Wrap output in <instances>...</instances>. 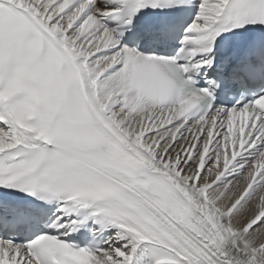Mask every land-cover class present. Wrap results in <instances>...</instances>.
I'll return each mask as SVG.
<instances>
[{
    "label": "snow or ice",
    "instance_id": "1",
    "mask_svg": "<svg viewBox=\"0 0 264 264\" xmlns=\"http://www.w3.org/2000/svg\"><path fill=\"white\" fill-rule=\"evenodd\" d=\"M0 264H264V0H0Z\"/></svg>",
    "mask_w": 264,
    "mask_h": 264
}]
</instances>
